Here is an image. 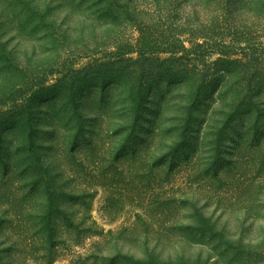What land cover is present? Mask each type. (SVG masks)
Wrapping results in <instances>:
<instances>
[{"label":"rangeland","instance_id":"1","mask_svg":"<svg viewBox=\"0 0 264 264\" xmlns=\"http://www.w3.org/2000/svg\"><path fill=\"white\" fill-rule=\"evenodd\" d=\"M22 1L27 5L28 0ZM69 1L65 3L71 9L55 11L51 29L39 42L26 40L16 32V25L23 22L19 16L12 15L14 0H0L4 13L0 16V37L8 41L7 47L12 51L11 66L17 64L16 69L21 71L18 80H12V91L28 92L33 83L42 81L48 73L52 74L47 83L55 82L62 74L74 79L72 69L82 68L90 60L99 65L103 56H112L113 45L132 41L137 35L127 20L109 27H102L98 21L85 34H74V15L79 9L74 8V0ZM200 10L201 6L192 18ZM230 12L229 8L222 11L225 18ZM255 15L235 19L232 12L231 22L227 24L231 29L232 25L241 28V24L264 27V8ZM204 17L206 12L202 11L200 19ZM168 95L167 102L171 99ZM89 98L87 93L85 99ZM113 98L118 99V94ZM43 103L44 98L37 100L34 110ZM155 108L156 98L150 96L139 116L142 129L136 135L126 136L128 131L124 132L121 138L116 137L114 146L109 144L115 138L109 129L99 135L98 145L91 151L86 148L74 154L54 147L46 153L45 160H53L59 167L56 170L63 171L55 187L49 183L48 190L45 187L41 193L33 191L28 199L23 197L27 188L21 187L14 194V202H8L7 197L0 199V215L11 218L7 229L0 228V247L11 248V253L3 254L2 261L6 264H264V163H260L264 154L255 152L250 137L240 147L231 148L229 136L217 152L212 146L214 137L208 135L200 140L197 149L175 144L163 157L159 150L165 145L163 135H155L148 146L143 144L147 136L143 133L150 127ZM158 115L166 117L165 127L170 112L161 110ZM120 118V114H115L112 121L120 123ZM65 133L62 130L60 135L64 137ZM172 133L176 137L178 131ZM126 139L131 148L120 152L119 159L113 162L112 157ZM193 140L196 144V139ZM134 147L139 148L136 159L131 154ZM229 159L233 161L229 167L231 173L222 176L221 172L228 170ZM169 166L172 168L167 169ZM218 168L221 176L213 177ZM48 218L55 222L53 236L37 233V221L45 222Z\"/></svg>","mask_w":264,"mask_h":264},{"label":"trees","instance_id":"2","mask_svg":"<svg viewBox=\"0 0 264 264\" xmlns=\"http://www.w3.org/2000/svg\"><path fill=\"white\" fill-rule=\"evenodd\" d=\"M66 1L28 0L26 5L14 0L12 15L23 22L16 25V32L26 40L40 42L51 29L55 11L71 9ZM138 1L74 0V8L79 9L74 15V34H85L98 21L102 27H109L127 20L137 35L132 41L113 45L112 56H103L99 65L90 60L88 65L72 69L74 79L62 74L47 83L52 74L48 73L28 92L12 91V80L17 81L21 71L17 64L11 66L12 51L8 41L0 37V199L7 197L8 202H14V194L21 187L27 188L25 199L33 191L48 190L49 183L55 187L63 171L56 170L59 167L53 160H45V154L54 147L75 154L86 148L93 150L99 135L109 129L115 137L111 146L126 131V136L136 135L142 129L139 116L150 96L156 98V108L150 127L143 133L147 134L143 144L148 146L155 135H163L165 145L159 149L163 157L175 144L197 149L208 135L214 137L212 146L217 152L229 136L231 148L240 147L250 137L255 152L264 154V27L241 24V28L232 25L231 29L227 24L232 12L235 19L260 13L264 0ZM199 6L200 13L192 18ZM224 8L232 10L228 18L222 13ZM202 11L206 17L200 19ZM3 14L0 7V16ZM116 94L118 99L114 100ZM168 94L171 99L167 102ZM40 98L44 103L35 111L33 105ZM161 110L170 112L165 127L166 117L158 115ZM115 114L121 115L120 123L112 121ZM175 131L177 136H171ZM128 139L112 157L113 162L120 152L131 148ZM137 151V147L131 150L134 159L139 157ZM231 163L229 159L222 176L231 173ZM260 163H264V156ZM220 171L218 168L213 177L219 178ZM10 222L11 218L0 215V228L7 229ZM37 223V233L53 236L54 220ZM4 253H11L8 245L0 247V264H6L2 261Z\"/></svg>","mask_w":264,"mask_h":264}]
</instances>
